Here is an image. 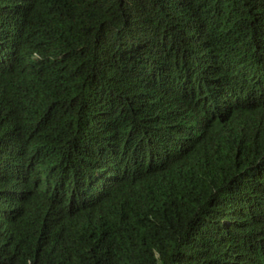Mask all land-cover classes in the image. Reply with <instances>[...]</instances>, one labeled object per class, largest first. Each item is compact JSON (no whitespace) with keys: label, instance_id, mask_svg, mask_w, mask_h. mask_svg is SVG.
<instances>
[{"label":"trees","instance_id":"obj_1","mask_svg":"<svg viewBox=\"0 0 264 264\" xmlns=\"http://www.w3.org/2000/svg\"><path fill=\"white\" fill-rule=\"evenodd\" d=\"M0 264H264V0H0Z\"/></svg>","mask_w":264,"mask_h":264}]
</instances>
